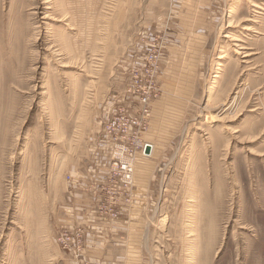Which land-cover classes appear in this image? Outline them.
Segmentation results:
<instances>
[{
    "label": "rangeland",
    "instance_id": "rangeland-1",
    "mask_svg": "<svg viewBox=\"0 0 264 264\" xmlns=\"http://www.w3.org/2000/svg\"><path fill=\"white\" fill-rule=\"evenodd\" d=\"M0 264H264V0H0Z\"/></svg>",
    "mask_w": 264,
    "mask_h": 264
},
{
    "label": "bare ground",
    "instance_id": "bare-ground-1",
    "mask_svg": "<svg viewBox=\"0 0 264 264\" xmlns=\"http://www.w3.org/2000/svg\"><path fill=\"white\" fill-rule=\"evenodd\" d=\"M232 25H229L228 26V28L229 27H231ZM246 31H254L252 28H251V26H247V28L245 29ZM243 49V48H242ZM239 52V51H238ZM238 54H241V53H238ZM242 55V54H241ZM250 56H252V55H250V54H245L244 55V58H247V57H250ZM219 58H221V59H223L224 57H219ZM219 77V76H218ZM145 107H147V106H149L150 104H151V102H152V98H151V95H150V93H144V95L142 96V98H141V100H139ZM144 112V114L145 115H149V110L147 109V108H145V110L143 111ZM128 122V121H127ZM120 124H117V126H119ZM107 131H108V134L109 135H112V132H110L111 131V129H110V126H108V129H107ZM128 134H127V132H125L124 134H122L121 136L118 134V133H115V135L114 136H119L120 137V139H121V137H125V136H127ZM150 151H151V146L150 145H145L144 146V152L146 153V154H149L150 153ZM129 173H130V171H129ZM130 178V177H129Z\"/></svg>",
    "mask_w": 264,
    "mask_h": 264
},
{
    "label": "built area",
    "instance_id": "built-area-1",
    "mask_svg": "<svg viewBox=\"0 0 264 264\" xmlns=\"http://www.w3.org/2000/svg\"><path fill=\"white\" fill-rule=\"evenodd\" d=\"M125 125V124H124ZM124 127V126H123ZM119 129V128H118ZM117 131V129H112V135H110V139H114V135H115V132ZM119 132L120 133H125V130L123 129V130H121V129H119Z\"/></svg>",
    "mask_w": 264,
    "mask_h": 264
}]
</instances>
